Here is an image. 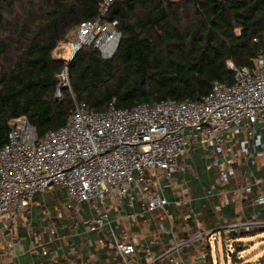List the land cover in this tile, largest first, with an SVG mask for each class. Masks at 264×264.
I'll return each mask as SVG.
<instances>
[{
    "label": "built area",
    "instance_id": "built-area-1",
    "mask_svg": "<svg viewBox=\"0 0 264 264\" xmlns=\"http://www.w3.org/2000/svg\"><path fill=\"white\" fill-rule=\"evenodd\" d=\"M115 1L103 0L100 17L80 23L66 42L68 50L58 46L68 53L66 59L83 47L96 48L104 59L114 57L122 33L118 22L107 16ZM228 67L233 82L215 81L199 100L166 99L132 108L117 107L113 101L101 112L79 103L64 126L42 139L26 116L13 119L8 141L0 149V219L15 218L48 189L64 191L75 205L88 202L92 208L102 203L99 216L85 221L86 231L94 233L98 243L112 240L120 264H189L185 250L193 245L201 251L198 243L206 242L217 251L219 237L226 243L233 234L264 231V55L258 54L253 66L229 61ZM69 77L66 66L58 75L57 96L69 87ZM197 154L217 183L230 173L237 175L236 169L242 182L234 180L231 187L219 191L214 205L222 232L216 234H207L194 215L189 187L178 191L176 205L187 209L186 220H194L192 234L181 238L163 180L172 181L175 173L189 171L198 176L190 164ZM183 181L187 186L186 178ZM107 199L122 206L127 199L130 207L137 200L155 219L161 217L152 241L140 243L138 236L131 237L130 222L116 232ZM165 218L170 226L164 225ZM233 243L234 258H245L238 248L243 241ZM72 251L82 257V245ZM209 261L214 264L211 254ZM251 264H264V259L255 255Z\"/></svg>",
    "mask_w": 264,
    "mask_h": 264
},
{
    "label": "trees",
    "instance_id": "trees-1",
    "mask_svg": "<svg viewBox=\"0 0 264 264\" xmlns=\"http://www.w3.org/2000/svg\"><path fill=\"white\" fill-rule=\"evenodd\" d=\"M102 2L0 0V149L20 116L42 139L79 103L101 112L113 101L121 108L196 101L215 81L233 82L229 61L253 66L264 55V0H116L107 16L122 33L113 58L94 47L55 56L81 22L100 17ZM66 66L70 85L57 96Z\"/></svg>",
    "mask_w": 264,
    "mask_h": 264
},
{
    "label": "crops",
    "instance_id": "crops-1",
    "mask_svg": "<svg viewBox=\"0 0 264 264\" xmlns=\"http://www.w3.org/2000/svg\"><path fill=\"white\" fill-rule=\"evenodd\" d=\"M56 49L55 56L67 57L65 52L61 51V47ZM190 164L197 170L198 176L189 171L186 175L175 173L172 181L163 180V185L167 188L166 198L170 202L168 207L179 236L185 238L194 231L193 218L186 220L184 216L187 214V209L176 205L175 202L177 201L176 193L185 190L186 187H189L194 197L192 201L194 215L203 229L207 230V234L222 232L217 226L219 219L216 216L214 204L219 202V191L231 187L234 180L242 182V177L236 169L237 175L230 173L223 177V182L217 183L214 174L204 170V161L200 154L196 155L194 161L190 160ZM184 178H186L187 186L183 181ZM209 191H212V194ZM107 203L110 206L109 216L112 226L116 232L119 227L130 222L133 232L131 237L138 236L140 243L152 241L158 230V224L162 221L161 217L155 219L153 214L142 208L137 200L134 207L128 205L127 199L124 206L114 205L110 199H107ZM102 207V203L92 208L88 202L75 205L68 202L64 191L46 190L42 195L35 197L31 206L20 211L15 218L4 216L0 219V264H120L114 252L112 240L104 238L102 243H98L97 236L86 231L85 221L90 217L99 216V210ZM228 207L223 208L225 213ZM163 222L165 226L171 224L169 218H165ZM234 235L236 234L230 238L238 239L239 236L233 237ZM220 240H222L221 237L217 240V245ZM76 245H82V257L73 253L72 249ZM198 245L201 251L195 249L196 245L185 250L187 262L212 264V261L206 263L210 254L212 256L210 247L206 242L198 243ZM152 249L156 250L157 245L154 244ZM141 261L144 262L145 259L141 258Z\"/></svg>",
    "mask_w": 264,
    "mask_h": 264
},
{
    "label": "rangeland",
    "instance_id": "rangeland-1",
    "mask_svg": "<svg viewBox=\"0 0 264 264\" xmlns=\"http://www.w3.org/2000/svg\"><path fill=\"white\" fill-rule=\"evenodd\" d=\"M62 46L67 49L66 43H62ZM57 50V49H56ZM57 52V51H56ZM68 55V53H65ZM239 241H243V243H239L240 251L246 255L243 259H236L232 257V254L235 252V246L233 239L231 242H222V240L218 243V250L212 251V258L214 264H251L252 260L255 258V255H259L262 259H264V231H257L252 234H243L238 237ZM249 248V249H248ZM231 253V254H230Z\"/></svg>",
    "mask_w": 264,
    "mask_h": 264
}]
</instances>
